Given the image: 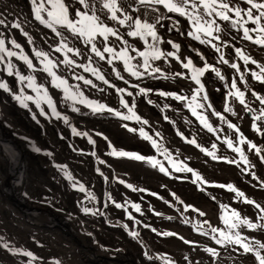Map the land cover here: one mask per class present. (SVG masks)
<instances>
[{
	"label": "bare ground",
	"instance_id": "bare-ground-1",
	"mask_svg": "<svg viewBox=\"0 0 264 264\" xmlns=\"http://www.w3.org/2000/svg\"><path fill=\"white\" fill-rule=\"evenodd\" d=\"M27 1H30V3ZM53 1H61L65 5H68L69 11L76 12V10L79 9H81V11L84 10L81 4L76 3V1L79 0ZM89 2L96 7L97 13L101 12L99 0H89ZM196 2L201 3V0H196ZM203 2L210 4L212 0H203ZM119 3L128 15L134 18H141V20H146L148 23L155 25L156 34L160 37V41L162 42L155 40L151 41L153 39L152 36L143 30H141L144 33L143 38L140 36H127L126 33L130 30L127 25L121 26L114 21L106 20V23L110 26L119 29L123 39L126 40L127 45L130 46L127 48V56L132 57V59L127 60L128 68H125L126 56L120 55V50L126 48V46L116 40L115 37L109 36L108 38V41L113 40L110 45L115 49L114 53H111V55L104 53L105 59L101 60L85 46L83 40L72 36V34L63 27H58V31L63 32L69 37L71 41L69 46L78 48L82 53V55L79 56L72 53L73 56L71 55V57H68V59H72L75 62V65H81L80 67L75 65L71 67L66 66L63 63V58L67 56L64 55L61 57L53 53V59L59 62L58 67L55 66L57 67V75L59 74L58 76L67 82L66 85L62 86L63 90L67 87V93L78 97L85 106V108L80 106L81 112L77 113L78 117L71 110L70 106L72 105H69L68 102L67 105L69 106L67 107L66 103L63 101L62 97L65 95V90L63 92L60 88H56L52 82L53 80L51 81L50 79L52 77L49 76L50 78L47 77L45 83H42H44V88H46L48 94H50L51 103L53 101L56 107H59V109L57 107L59 111L57 114H53L54 111L52 112L50 106L49 109H46L44 115L41 107H38L41 106L39 100L34 98L32 102L38 101V105H35V109L38 111L30 107V110L28 109V115L38 119V121L35 120L38 122L37 125L40 126L38 127V137L36 138L33 132L36 133L37 129L35 126L32 127L34 123L32 122V124L29 121V117H27L26 114L24 115V111L22 112L18 110L19 108H16L17 105L14 104L13 101L9 102L8 99L4 98V95L8 91L0 89V109L3 108L6 113L4 118L0 116V229L4 227L7 220L17 221L20 225L25 226L29 230L34 232L38 231V235L41 237L50 233V235L45 236V238L51 243V246H48L46 241H39L41 246L38 247L37 250H33L31 246H28L29 244L26 245L21 242L14 244L5 234H0V238H3L11 248H15L19 252V254H16L13 258L2 259L3 263L14 262L17 258L24 261L32 260L23 255V252L26 250L33 254L35 257V264H38V258L45 257L42 252H48L47 248H49L52 254L65 260L66 258L62 253L64 249L72 252L74 255L79 253V259L76 261L77 264H83L84 261L96 256L120 264H141V262H139L140 256L137 255V253L129 254L124 252L120 254L121 258L112 255L111 257L114 258L113 260L107 255H101L104 251H101L100 254L92 241L91 233L94 235L95 233L90 226L93 225L88 223L87 220L85 224L78 222L73 213V207L79 208L77 198L78 195L80 196V194H78L80 190H82L83 197H80L79 201L81 203V209L84 210V212H82L84 218L86 214L93 217L94 210L92 207L101 209L105 203H114L121 206L126 201L131 208L132 204L135 205L133 201L128 199L130 197L123 200L120 199V197L115 195L117 192L113 195L108 194L104 198V194L101 192L106 190V187L101 183L107 185L110 184L111 181L106 179L101 182L100 180L104 175L96 179L95 174L98 170L102 171L105 177H107L106 175H113L115 185L120 183L121 188L124 190L128 189L130 193L135 191L143 192L144 190L150 189L147 179L152 182L156 181L155 179L158 176L155 175L157 173L153 169H151V171L143 170L135 164L137 162H129L134 159L114 155V152L122 151L138 154L145 157V159L151 160L160 168L162 166L165 169V171L162 172H164L163 174L166 178H170V176L171 178H178L187 186V188L184 187L181 191L179 190V192L185 196L188 194L187 192L191 194V187H198V190L202 194L205 193L210 197H216L217 200L221 201L228 209L236 210L240 205H245V207L249 209H258L253 204L245 203L243 197H238L234 192L229 191L227 187H218L220 184H215L211 181V177L206 176L203 172L206 171L208 174H211L213 170H218L227 174L229 173L235 180L246 182L247 185L252 184L257 187H264V113L261 112V109H264V105H262L256 97L247 95V91L253 88L256 90L260 89L257 95L264 96V83H261L251 76V72L255 70L252 69L250 63L245 64L236 54V49L239 48L244 51L246 55H250L253 59H257L258 62L264 63V46L243 39V29L240 28L239 24L233 27L231 23L217 18V26L220 27L221 31L214 32L213 35L218 38L213 39L212 37L204 36L202 31L196 32V29L192 27L189 19L178 13L169 12L163 5L150 3L149 0H144V3L140 1L119 0ZM235 3L241 8L247 9L250 7L245 0H235ZM155 6L163 8L161 16L153 14L151 7ZM31 12H33V14L35 13L32 0H0V19L6 21L5 24H0V39L4 41L3 47L5 51H11L16 54L11 57V66L15 68L14 70L17 69L20 75L24 77L33 75L35 78V74H38V76H36L40 78L42 77L41 75L44 74L41 72L42 68L40 70L39 65L36 66L38 69L34 67L38 72L34 69H29L21 57L27 56L28 59L32 61L33 65L36 63L38 64L43 61V58H37L35 52L41 51L43 53L48 52V55L52 54L50 51L55 49L56 45H60L61 37L50 28L41 24L38 20L32 19L30 17V15L32 16ZM100 14L102 13H99V15ZM253 14H256V10H253ZM105 15H107V13ZM229 15L232 16V13H229ZM104 17L105 16H103V18ZM158 19L159 22H157ZM233 19L236 18L233 16ZM13 22L18 23L20 27L12 30L11 25ZM240 23H243V21ZM261 23H264V21H261ZM244 26L248 28L258 27L257 24H252L251 22ZM190 31L196 32L197 35H200L208 42L201 43L200 40L194 39L192 36L188 35ZM14 35L17 36L22 43L19 51H17V49L15 50L13 46V41H16ZM252 35L255 36L257 33H253ZM259 35L264 36V33H259ZM29 37L31 38V43H29ZM189 39L193 40L194 43L191 45L192 47L186 48L185 42H188ZM167 41L179 44V51L175 49L171 52L175 53V56L180 59L176 58V67L174 69L164 70L162 69L165 68L163 63L151 59L153 58L152 48L154 47L160 50L163 43L169 44ZM95 43H98V45L100 44L99 48L103 46L102 49L106 45L101 39ZM213 45H216L219 51H217ZM131 48H135L137 51L134 52ZM181 50H183L184 54H181ZM141 52L145 53V55L141 56L139 54ZM197 53H199V55ZM201 56L203 59H201ZM89 57L91 61H89ZM221 57L227 60L228 64H225L221 60ZM4 58L5 57L1 59L4 60ZM5 59L7 60V57ZM145 59L148 60L147 70H145L143 66ZM189 59H191L193 63L185 67L184 64H186ZM108 60H112V63L109 64L107 62ZM44 63L42 65H44ZM205 63L210 67L204 71L203 75L194 72L195 68H204ZM1 64L0 80L10 89L15 85L14 79L16 80V76L14 79H11L6 74V69L4 70ZM231 64H236L239 70L230 67ZM46 65L48 66V64H45L44 67H46ZM82 66H87L90 69H98L108 83H104L98 79L91 71H85V67L83 68ZM53 68L54 67H52V69ZM79 68L83 69L80 70ZM212 68L218 70L224 78L221 79L217 76ZM157 69H159V71H157ZM242 70L245 71L247 88L240 84L242 83ZM133 71H138L139 75H132ZM117 73H119L123 79L117 78ZM178 73L180 75H177ZM45 75L48 76L49 74L46 73ZM193 75L199 79L200 84H197L196 81L192 79ZM77 77H83V79H78ZM42 78H40V80L44 79ZM84 80L91 81V84H85ZM233 80L236 82V87L245 93V102L248 107L240 104L239 99L236 97V89L231 86ZM30 82L33 81H29L28 84ZM168 82H178L181 86L171 87L175 92L153 87L154 83ZM24 83L27 84L26 82ZM19 84L22 85V82ZM258 84H261L262 87L260 88ZM35 85L36 83L34 86ZM201 85L203 86L202 90ZM34 86L33 89L35 91L36 88H34ZM120 89H123V91H119ZM162 92L166 95H160ZM129 93H131V95H129ZM48 94L45 93L46 96H48ZM155 94L165 100H169L172 95H178L182 97V99L179 100L180 104L178 105L171 104L167 106L165 101H159L158 105L156 101L150 100ZM19 95L17 94L16 96ZM37 96H39V94H37ZM205 96L207 99H203ZM40 97L43 96H39L38 98L40 99ZM71 97L72 96L69 98ZM13 98H15V96ZM46 100L48 99L46 98ZM46 100H43L46 102L45 106H49ZM183 103H185L191 111L195 110L198 113L195 115L196 121L198 122L197 124L201 122L203 117L208 121V124L211 125L212 128L211 132L215 135V141H210L208 138L201 135L200 129L195 128L196 130L194 131L190 128L192 125L176 108V106L179 108ZM125 104H127L128 107H125ZM96 105H103L105 110L93 111V107ZM208 105H210V107H208ZM73 106L76 105L73 104ZM78 108L76 107V109ZM129 108H131V112ZM225 108L230 109V111L226 112L232 113V118L223 113ZM106 109H112V111H107ZM249 109H251V111ZM73 110H75V108ZM70 113L72 114L70 115ZM133 113H135V115H133ZM144 113L145 115H142ZM110 115L119 117L118 120L120 123L117 122L119 127H113L110 123L105 121V118ZM137 116L140 118L139 120L136 119ZM221 116L223 119L220 118ZM257 116H259L260 119H255ZM124 117L129 118L124 119ZM89 121L92 122V124L87 125ZM229 123L233 124L234 127H228ZM44 124L46 126H43ZM253 125L256 127L254 128ZM8 126L12 129H9ZM13 128L19 131L16 132ZM118 128H121L123 131L125 130L124 133L128 134L123 135L126 136L128 140L126 143L119 144L118 140L115 141L114 138L107 135L105 132L107 129L116 131ZM73 129H75V131H73ZM129 129L132 130L130 131ZM257 129H259V131ZM88 131L103 134L105 137L104 145L95 142L92 138V134H89ZM116 132L122 136L119 131ZM241 134L246 141L245 143L240 142ZM116 137L117 136H115V138ZM192 139H195L196 144L188 142ZM61 141L64 142V144ZM230 142L233 147H229ZM217 143L224 145L229 153L220 150ZM250 144H254L256 148L261 149V153L258 155L255 148H250ZM68 146H73L72 148L76 150L82 149L88 152L87 154L89 157L84 158L80 165H73L68 162L69 158L64 157L62 154L61 158L59 154L54 151L57 148ZM29 147H37L39 149L38 153L50 155L51 161H48V159L43 156H36L38 153L33 154ZM52 148L55 149L51 150ZM234 148L241 149L244 156L247 157L249 161L248 165L244 163L240 153L234 151ZM201 149L204 150L201 151ZM44 151H47V153H44ZM100 152L105 154V156H100ZM148 154L151 155L150 158H148ZM115 161L128 164L132 171L129 169H127L129 172L116 170L113 166ZM210 167H213L212 170ZM188 168H191L193 172L198 174L204 183L196 181L193 172L187 171ZM41 169L45 171L44 174L39 172ZM253 175L256 179H253ZM167 185L166 183H162L164 188L168 190L172 189L170 185ZM234 188L236 187L234 186ZM117 189L120 190L118 186ZM174 194L178 196L176 192H174ZM91 199L94 200L91 201ZM83 200L84 203L82 204ZM7 203L13 208L12 211L17 215L8 211L14 215L6 217L3 208H5L4 204L6 205ZM136 206H138V203H136ZM124 207L125 206H123V208ZM22 209L26 210L22 211ZM86 209L87 211H85ZM134 209H136V207ZM134 209L133 212H131L127 208V210H125L127 216L140 224L145 225L148 223V221H143L142 215L138 218L134 213ZM142 212L145 213V211ZM261 215H264V213H261ZM31 220L36 222L45 221L47 225L34 223ZM113 220L121 224V226L124 224V221L118 216H114ZM262 222L264 224V220H262ZM235 223H238V221L236 220ZM239 227L243 231V234L240 235L247 238L246 233L250 229L244 225H240ZM62 229L64 234L62 233ZM229 229L232 228L229 227ZM233 229L235 230L234 233H236V228ZM224 233L230 235L228 231ZM19 234L20 233H18V235ZM54 234L62 236V240L55 237ZM218 234H220V232ZM19 238L21 237L19 236ZM153 239V237L147 234L143 242L150 244ZM232 239H236L235 234ZM249 240L260 242L256 238ZM256 245L253 244V247L256 248ZM231 246L233 251L241 248L238 244L234 243H231ZM0 247L2 248L0 249L1 255L7 248ZM108 248L109 250L105 252L107 254L112 250L110 246ZM66 253L65 255L68 258L70 254L68 252ZM147 254L155 257V255L151 253ZM249 254L254 253L249 252ZM122 258L127 259L124 260ZM141 258L143 261L149 262V257L142 255ZM165 263L166 259L161 262V264Z\"/></svg>",
	"mask_w": 264,
	"mask_h": 264
},
{
	"label": "rangeland",
	"instance_id": "rangeland-1",
	"mask_svg": "<svg viewBox=\"0 0 264 264\" xmlns=\"http://www.w3.org/2000/svg\"><path fill=\"white\" fill-rule=\"evenodd\" d=\"M131 1H134V2H138V1H140V0H131ZM28 3H30V1H27ZM38 3H39V1H37ZM55 2H58V1H55ZM59 2H61V1H59ZM76 3L77 4H80L79 3V1H76ZM151 9H152V12H153V14H155V15H158V16H161V13H162V11H163V8L162 7H151ZM153 9H156L155 11H153ZM79 10H81V9H79ZM104 12V13H103ZM99 13H102V14H100V16L103 18V16H106L105 14L107 13V11H105V10H103V11H101V12H98L97 13V15H99ZM31 14H32V16L34 17H32L31 15H30V17L32 18V19H35V13L33 14V12H31ZM103 15V16H102ZM36 20V19H35ZM142 21H146V20H142ZM12 30L14 29L13 27L11 28ZM143 31H146L147 32V30L146 29H142ZM15 36V35H14ZM16 37V41H15V43L16 44H19V43H21V41L19 40V38L17 37V36H15ZM18 39V40H17ZM100 40V38H97L96 39V41H99ZM95 41V42H96ZM151 41H153V39L151 40ZM111 42H113V40L111 41H107V44H108V46L110 45V44H112ZM194 43V41L193 40H191V39H189V41L187 42H185V46H186V48L187 47H192L191 45ZM148 44V43H147ZM20 45V47L19 48H17V47H15V45H13L14 46V49L16 50L17 49V51H19L20 50V48H21V45H22V43L21 44H19ZM60 45H56V47H59ZM90 46V45H89ZM89 46H87V48H89V49H91V46L89 47ZM96 46L99 48L100 47V44L98 45V43H96ZM106 46V45H105ZM111 47H113L112 45H110ZM55 47V48H56ZM102 47L103 46H101V50H102ZM173 50H175V48H173L172 47V45L171 44H166V43H163L162 45H161V48H160V50H159V52H161V53H163L164 55H161L159 58H151L152 60H154V61H157V62H161V63H163L164 65H165V68H162V69H164V70H167V69H174L175 67H176V63H175V60H176V56L174 57V56H169V55H167V53H169V52H171V51H173ZM64 51V52H63ZM127 51H128V49H127ZM131 51V50H130ZM137 51V50H136ZM139 51V50H138ZM1 53V57H0V64H1V66H2V68H4V70L6 69V65L4 64V62H3V60L1 59V58H3V57H7V62L9 63V64H11L12 65V63H11V57H8L7 56V53H5V52H7V51H0ZM3 52V53H2ZM52 54H49L48 55V52L46 53L47 54V56H48V58L53 62V65L54 64H56L58 61L56 60V59H53V53L54 54H56V55H60L61 57H63L64 55L65 56H67V58L70 56L71 57V55H72V53H69V52H66L65 50H62L61 52H56L55 51V49H53V50H51L50 51ZM49 52V53H50ZM67 53V55H66V53ZM5 53V54H4ZM127 53L128 52H126V56H127ZM62 54V55H61ZM69 54V55H68ZM105 54H109V55H111V53H105ZM140 54V53H139ZM181 54H184V52H183V50H181ZM5 55V56H4ZM49 56H51V57H49ZM73 56V55H72ZM4 58V59H5ZM43 58V57H42ZM65 58L66 57H64L63 58V60H65ZM9 60V61H8ZM45 59L43 58V61H41V62H39L37 65L36 64H34V67H36V66H38L39 65V67H40V69L42 68V71L44 70V66H45V64H48V62H47V60H45ZM54 60V61H53ZM255 60H257V59H255ZM57 61V62H56ZM45 62V63H44ZM44 63V65H42ZM9 64H7L8 66H9ZM58 64H59V62L56 64V66L58 67ZM250 65H251V67H252V69H254L256 72H259V68H257L256 67V65L255 64H252V63H250ZM47 66V65H46ZM47 67H49V68H51L52 69V67L53 66H51V65H48ZM57 67H54L53 69H52V71H54L55 73H56V75H57V72H56V68ZM83 68H84V66H82ZM83 68H79L80 70H82ZM182 68V67H181ZM15 68L14 67H12V71H13V74L10 76L7 72H6V74L11 78V79H14L15 78V76H16V80L14 79V82H15V85L14 86H12V88H10V93H9V91L4 95L5 97V99H8L9 100V102H14V104H16L17 105V109L18 110H20V111H24L23 113H24V115L26 114V116L27 117H29V121L32 123H34V125L32 126V127H36V129H37V131H36V133L35 132H33L34 134H35V137L37 138L38 137V127H40V126H38L37 124H38V122H36V121H38V119L35 117L34 118V116H30V115H28V113H29V110H30V107L32 108L33 107V110H35V111H38V110H36L35 108H36V106L38 105V101L37 102H32V100H27L26 99V97L25 96H23V95H21L22 93L21 92H25L26 91V93L28 92V93H30V94H32L33 96H34V98H36V99H38L39 100V102H40V105L41 106H38V107H41V110H42V113L45 115V112H46V109H49V107L50 106H45V104H46V102H44L43 100H46V98L48 99V100H46V101H48V104H49V100L51 101V99H50V97H49V95L50 94H48V90H46V88H44V87H41V86H44V83H45V80L47 79V75H45L46 73H48V72H46L45 71V73L44 74H42L41 76L43 77L44 75V79L42 78V77H40V78H42L43 80H40V78H37V76H38V74H35V78H36V81H35V78H34V76L33 75H31L32 76V78H33V80L32 81H35V83H36V85L34 86V84L35 83H33V82H30L29 84H28V82H29V80H27V78L26 77H29V75L28 76H26L25 77V80L22 82V85L21 84H19V83H21L20 82V80H18L19 78H18V76L17 75H15L16 74V71H18L17 69L16 70H14ZM34 70H36V69H38V67H36V69L35 68H33ZM19 72V71H18ZM44 72V71H43ZM242 72H243V74H242V76L244 77V80H242V83H240L242 86H245V82L247 83V79H246V77H245V71L244 70H242ZM19 75H20V72H19ZM37 75V76H36ZM59 75V74H58ZM57 75V76H58ZM48 76H50V75H48ZM50 77H52V76H50ZM49 77V78H50ZM59 77V76H58ZM53 78V77H52ZM52 78H50L51 79V81L53 80ZM61 78V77H60ZM39 80V82H40V85H39V82H38V80ZM62 79V78H61ZM1 81V80H0ZM24 82H26L27 84H25ZM38 82V83H37ZM42 82H44V83H42ZM53 82V81H52ZM57 82V81H56ZM55 82V85L56 84H59V82H57L56 83ZM25 84V88H24V84ZM30 84H32V88L29 86ZM38 85V86H37ZM18 86V87H17ZM33 86H34V88H36L35 89V91H36V93H35V91H34V89H33ZM63 85H61V86H59L62 90H63V87H62ZM180 87L181 86V84L180 83H178V82H168V83H154L153 84V87L154 88H160V89H162V90H168V91H172V92H175L174 90H173V88H171V87ZM258 86L261 88L262 87V85L261 84H258ZM19 87H21V88H19ZM29 87V88H28ZM42 91V94H41V91L38 89V88ZM15 88V89H14ZM15 91H14V90ZM21 89V90H20ZM28 89V90H27ZM17 90V91H16ZM23 90V91H22ZM25 90V91H24ZM30 90V91H29ZM32 90H33V92H32ZM46 90V91H45ZM14 91V92H13ZM253 91H255L256 93H258V92H260V89H249L248 91H247V95L248 96H252V97H255V96H253L252 95V92ZM40 92V93H39ZM63 92H64V90H63ZM13 95H12V94ZM15 93V94H14ZM21 93V94H20ZM35 93V94H34ZM45 93H47L48 94V96H46L45 95ZM9 94V95H8ZM19 95V97H20V99H17L16 97V95ZM37 94H39V96H43V97H40V99L38 98L39 96H37ZM62 94V93H61ZM60 94V95H61ZM68 94V93H67ZM66 94V92H65V95H64V93H63V95H64V97H62L63 98V101L66 103V105H67V103L69 104V105H72L73 106V104L74 105H76V106H70L71 107V110L74 112V114L78 117V114L77 113H80L81 112V107H84L85 108V106H84V104L82 103V101L78 98V97H76V96H73V94L72 95H70V94H68L67 95ZM72 96L71 98H69L70 96ZM15 96V98H13ZM45 96H46V98H45ZM176 96H178V95H176ZM2 97V96H1ZM68 97V98H67ZM12 100H11V99ZM22 98V99H21ZM24 98V99H23ZM45 98V99H44ZM74 98V99H73ZM79 100H78V99ZM17 99V100H16ZM43 99V100H42ZM78 100V101H76V100ZM22 100V101H21ZM65 100H67V101H65ZM72 100V101H71ZM75 100V101H74ZM150 100L152 101V100H154V101H156V103L159 105V101H165L166 102V105L167 106H169V105H171V104H176V105H178V104H180V101L179 100H181V99H176V98H174V95H172L171 96V98L169 99V100H165V99H162V98H160V97H158V95L157 94H155L154 96H152L151 98H150ZM19 101H21V102H19ZM25 101V102H24ZM30 101V102H29ZM43 101V102H42ZM71 101V102H70ZM140 101H141V98H140ZM29 102V103H28ZM74 102V103H73ZM78 104H77V103ZM35 103V104H34ZM73 103V104H72ZM81 105H80V104ZM23 104V105H22ZM31 104H33V105H31ZM37 104V105H36ZM44 104V105H43ZM52 105L54 104L55 105V103H53V101H52V103H51ZM26 105H28V106H26ZM36 105V106H35ZM51 106L50 108H51V110H52V112H53V107L55 108V111L53 112V114H57V107H56V105L55 106ZM69 105H67V107L69 106ZM83 105V106H82ZM10 106V105H9ZM43 106V107H42ZM45 106V107H44ZM81 106V107H80ZM27 107V108H26ZM48 107V108H47ZM76 107L78 108V109H76ZM75 108V110H73ZM159 108V107H158ZM176 108L180 111V113L185 117V119L192 125L190 128H192V130H196V129H200L201 130V135H203L205 138H208L210 141H215V139H214V137H215V135L209 130V128H207V127H205L204 126V124L203 123H199V124H197L198 122L196 121V118H195V115H193V111H191L190 109H189V107L185 104V103H183V104H181L180 105V107L178 108V106H176ZM26 109V110H25ZM29 109V110H28ZM0 110H2V111H0V116L1 117H5V112H4V110H3V108H1ZM32 110V109H31ZM167 110H168V108H167ZM166 110V111H167ZM78 111V112H77ZM3 112V113H2ZM76 112V113H75ZM196 112V111H195ZM2 113V114H1ZM197 113V112H196ZM226 116H228V117H230V118H232V113H229V112H226V111H224L223 112ZM4 114V115H3ZM72 113H70V115H71ZM198 114V113H197ZM3 115V116H2ZM142 115H145V113L144 114H142ZM156 116H159V115H156ZM119 119V117L118 116H116V115H110V116H107L106 118H105V121L106 122H108V123H110L113 127H119L118 126V123L117 122H119L120 123V121L118 120ZM203 119H205L204 117H203ZM36 120V121H35ZM206 120V119H205ZM207 121V120H206ZM32 123V124H33ZM207 123H208V121H207ZM36 124V125H35ZM90 124H92V122H88L87 123V125H90ZM122 124V123H121ZM43 126H46L45 124L43 125ZM9 127V126H8ZM196 128V129H195ZM9 129H12V128H10L9 127ZM14 129V128H13ZM15 130V129H14ZM16 132L17 131H19V130H15ZM92 131V130H91ZM91 131H88V133L89 134H92V138H93V140L95 141V142H97V143H99V144H101V145H104V139H105V137H104V131L102 130V132H103V134H101V133H93V132H91ZM116 131H119V133H121L122 134V136L121 135H119ZM116 131L114 130V131H111V130H106L105 132H106V134L107 135H109V136H111L112 138H114L115 139V141L116 140H118V142H119V144L120 143H126L128 140H127V138H126V136H123L124 134L125 135H128V134H126V133H124L125 132V130L123 131L121 128H118V129H116ZM115 134V135H114ZM101 135H103V136H101ZM115 136H117L116 138H115ZM62 142V141H61ZM63 144H64V142H62ZM217 146H218V148L219 149H221V150H223L224 152L226 151V152H228L229 153V151L227 150V148L224 146V145H222L221 143H217ZM73 146H68V147H61V148H57L56 150H54L55 152H57L58 154H59V156L61 157V154L64 156V157H66V158H69L68 159V162H70V163H72L73 165H80L81 163H82V160L84 159V158H86V157H89L88 156V152H85L84 150H82V149H80V150H76V149H74V148H72ZM53 149H55V148H52L51 150H53ZM31 151V150H30ZM32 152V151H31ZM39 152V150H37L36 149V152L34 153V154H36V153H38ZM102 154V155H101ZM264 154V153H263ZM37 155H40V156H43V157H45V158H47L48 159V161H51L50 160V155L48 156V155H46V154H41V153H38V154H36V156ZM83 156V157H82ZM100 156H105V154H103L102 152H100ZM151 157V155L150 154H148V158H150ZM62 158V157H61ZM121 161H124V160H121ZM129 162H132V163H134V162H137V163H135V164H137L140 168H142L143 170H149V171H151V169H153L157 174H155L156 176H158L155 180L156 181H151V180H149V179H147L148 180V182H149V187H150V189H147V190H144L143 192H137V191H135V192H132V193H130V191L128 190V189H126L125 187V189L126 190H124L123 188H121V184L119 183V184H117V185H115V181H114V179H113V175H106L107 177H105V174L104 173H102V171H96V179H97V177H102L101 175H104V177H102V178H105V179H102L101 178V182H103L104 180H110L111 182H110V184H107V185H105V184H103V183H101L102 185H104V187H106V190H103L101 193L102 194H104V198L109 194V195H113V194H115L116 192V194L115 195H117L118 197H120V199H127L128 197H130V198H128V199H130L131 201H133L134 203H135V205H133L132 204V208L134 209L135 207L134 206H136V203H138V207H139V211H135V209H134V213H135V215H138V218H140L141 217V215H142V219H143V221L145 222V221H148V223H146L145 225H144V227H145V232L144 233H140V235H143V234H145V235H149V236H151V237H158L157 236V234H156V232H161L165 237H163L162 238V236L161 237H158L160 240H158V239H156V238H154L155 240V243L156 244H158V245H162V247L164 248V249H166V252L168 253V254H171V255H174V257H178V256H182V257H184L185 255H186V250L188 251V250H191V249H193L194 250V246H191L190 244H187V243H185L184 242V240H187V241H189V240H191V241H194V240H197V241H199V242H210L209 240H206V239H202V237H201V234L200 233H198V232H195L194 230H197V229H200V228H202L201 227V221H205V220H202V217H201V212L202 213H205V212H207V214L205 215V216H203L206 220H208V219H211V221H212V225H213V227H216L217 226V224H219L218 226L219 227H221L222 228V230H220V231H223L224 229L226 230V231H228L229 232V234L231 235V237H234V232H235V230L232 228V229H229L228 228V226H226V223L222 226V220L221 219H219V217H218V215H217V209H218V207L216 206V204L217 205H219V208H220V211L222 210V209H225L226 207L224 206V204L221 202V201H219V200H217V198L216 197H214V196H212L213 197V199L214 200H216V202L210 197V196H208V195H206L205 193V195H203L202 193H200L199 191H198V187H191V189L192 190H190V192H191V194H189V192H187L188 194H186V196L184 195V194H181L180 192H179V190L181 191V189H183L184 187H186L187 188V186H185V184H183L178 178H166L165 176H164V172H162L161 170H160V167L158 166V165H156L155 163H153L151 160H149V159H144L143 161H140V160H131V161H129ZM113 166H114V168L116 169V170H118V171H124V172H127L128 170L127 169H129L130 171H132V169L129 167V165L128 164H124V163H120V162H118V161H115L114 163H113ZM212 168L213 167H210V169L212 170ZM40 173H45V171L43 170V169H41L40 171H39ZM129 172V171H128ZM206 176H208V177H211V181H213L214 183H218V184H223V185H229V184H231L233 187L235 186L236 187V189L237 190H239V191H241V192H243L245 195H246V197L247 196H251V197H254V198H252L251 200H254V201H258V202H260L259 204L260 205H262V206H264V190H258V191H254L255 189H254V187H252V186H248L247 185V183L245 182H240V181H238V180H235L234 178H233V176L232 175H229V173L227 174V173H224V172H221V171H218V170H213V172L211 173V174H208L206 171H204L203 172ZM146 179V178H145ZM162 183H166V184H168V185H170L171 186V188L172 189H170V190H168L167 188H164L163 186H162ZM167 185V186H168ZM117 186L120 188V190H118L117 189ZM80 189V188H79ZM159 189H163V190H159ZM264 189V188H263ZM178 194V196H176L175 194H174V191ZM91 191H92V189H91ZM121 192V193H120ZM163 192V194H162V197L160 198L158 195H160V193H162ZM122 193H124V194H122ZM226 195H228V194H226ZM80 197H83L82 195H78V206H79V208H76V207H73V210L76 212V213H79V212H84V210H82L81 209V207H80V205H81V203H80V201H79V198ZM247 198H249V197H247ZM76 199V200H77ZM166 202H169L171 205H169L168 203H166ZM175 202H177V203H175ZM188 204H190V205H193V207H187L186 208V206H188ZM150 205L152 206L151 208H150ZM173 205V206H172ZM105 206H106V211L107 212H111V213H113L114 214V216H118L119 218H121V220L122 221H124L123 223H127L128 224V226L132 229V231L134 230V223H135V221L134 220H132V219H130L127 215H126V211L125 210H127V208L131 211V212H133V209L131 208V206L130 205H128L127 204V202L125 201L120 207H116V204H114V203H105ZM123 206H125L124 208H123ZM4 207L5 208H3V210H5V213H6V215H14V214H16L15 212H13L12 211V207L7 203L6 205L4 204ZM70 208H72V207H70ZM240 208V209H239ZM237 209H239V210H244V211H246L248 214H249V216H248V219H249V221L250 222H252V223H254V224H256L255 222H254V216H253V214H251V213H249V212H251L252 210H250V209H246L245 208V206H242V205H240V206H238V208H236V210ZM21 210V209H20ZM26 209H22V211H25ZM184 210H192V211H190V214L191 215H193V216H191L190 214L188 215L187 213H184ZM8 211H11V212H13V213H9ZM142 211H145V213L144 212H142ZM195 212L197 213V215H195ZM252 213H255V212H252ZM149 214V215H148ZM184 215V217L186 216V215H188L189 216V218L191 219V220H186L187 222L186 223H183V215ZM17 215V214H16ZM230 215H231V212H230ZM242 215H245V212H243L242 213ZM19 216V215H18ZM76 218V217H75ZM92 218L93 217H90L89 215H85V220H87V222L88 223H94V225L93 226H96L95 227V229H97V232H98V234L101 236L102 235V231L100 230V228L99 227H101L102 229H104V230H108V227L109 226H112V223H110V222H108V218H105L106 219V221L105 220H102V219H100V218H98L97 220H96V222H92ZM28 219H30V218H28ZM27 220V219H26ZM76 220L78 221V222H80V223H84V221H80V220H78L77 218H76ZM236 220H237V218H236ZM236 220L234 221V223L236 222ZM259 220H260V218H259ZM31 221H33V220H31ZM114 221V220H113ZM34 223H39V224H45V225H47V222H36V221H33ZM12 223H14L13 225H11V226H9L8 228H6V230L4 229V230H1L0 229V234H6L7 235V237L14 243V244H17V242H21V243H25L26 245L27 244H29L28 246H31L32 248H33V250H37L38 249V247H36V245H34V244H32V243H38V240L39 241H42V239L40 238V237H38L37 236V240H33L31 243H30V239H29V237H30V234H28V232H27V230H28V228H26L25 226H22V225H20L17 221L16 222H12ZM105 223L106 224H108V226H104L105 225ZM18 226H21V227H23V228H25L26 230H24V231H26V232H20L21 234H19L18 235V233L16 232V231H13L14 230V228L15 227H18ZM167 226H168V228H167ZM226 226V227H225ZM115 227V226H114ZM139 227H140V225H139ZM92 228V227H91ZM118 231L120 230V228H121V224H119V223H117V225H116V227H115ZM205 228V227H204ZM240 230V229H239ZM226 231H224V232H226ZM260 230H258V227L257 228H255V230L254 229H252L251 231H250V233H249V237H250V239H254V238H256V237H254L253 235L254 234H256L257 235V238L256 239H258V240H260V242H262V243H264V233L263 232H259ZM14 232H15V234H14ZM125 231H123V232H116V233H114V241L113 242H122L123 243V246H124V249H125V251L127 252V253H129V254H134V253H137V255H139L140 256V259H139V262H141V264H150L149 262H147V261H143L142 260V255H143V251L142 250H138L137 251V249L136 248H134V245L132 244V243H130V242H128V240L127 239H124L123 237H122V233H124ZM57 233V232H56ZM62 233L64 234V231H63V229H62ZM166 233H172L173 235H166ZM9 234V235H8ZM50 235V233H47V235H44L42 238L44 239V240H46L47 241V245H51V243L49 242V240L47 239V238H45V236H49ZM181 235V236H180ZM19 236L21 237V238H19ZM54 236L55 237H57L58 239H61L62 240V236H57V234H54ZM122 238L123 239V241H121V240H119V239H117V238ZM105 241H111V239H104ZM109 241V242H110ZM181 241V242H180ZM215 242V241H214ZM209 244V243H208ZM94 245H96V243L94 244ZM208 247L209 248H214V247H211L210 245H208ZM217 247H219V245H217ZM47 248V247H46ZM9 249V248H8ZM48 249V252H42V254H43V256H45V257H42V258H38V264H77V262L76 261H78V259H79V255H74V256H72V258H67V256L65 255V254H67L66 252H68L69 254H71L70 253V251H67L66 249H64L63 251H62V253H63V255H64V257L66 258V260L65 259H63V258H61V257H59V256H56L55 254H52V252H50V249L49 248H47ZM224 249H226V246L224 247ZM239 249V248H238ZM130 250H132V251H130ZM237 250V249H236ZM235 250V251H236ZM262 250H264V249H262ZM231 251H232V253H235V251H233L232 250V246H231ZM203 252H205L204 251V249H200V246H198V249H196V253H194V257L193 258H196L197 259V261L194 263V264H258L257 263V261H256V259H255V257H253L254 256V254H249V255H246V254H244V256H236V258H231V256H229V253H227V251H225L224 250V252L223 253H226V254H222V255H218V256H212L210 253H208L209 255V259H206V260H201L200 258V256H201V254L203 253ZM264 252V251H263ZM196 254V255H195ZM243 255V254H242ZM174 261H176L175 259H174ZM34 261H32V262H30V261H28V262H26L27 264H31V263H33ZM80 262V261H79ZM18 263H20V264H23V263H21V262H18ZM88 263H90V264H103L102 262H100V261H91V260H89L88 261ZM4 264H16V262H5Z\"/></svg>",
	"mask_w": 264,
	"mask_h": 264
},
{
	"label": "snow or ice",
	"instance_id": "snow-or-ice-1",
	"mask_svg": "<svg viewBox=\"0 0 264 264\" xmlns=\"http://www.w3.org/2000/svg\"><path fill=\"white\" fill-rule=\"evenodd\" d=\"M34 12H35V19L38 20L41 24L45 25L46 27L50 28L53 32H55L58 36L61 37L60 40V46L55 48L56 52H61L62 50H65L66 52L73 53L74 55H82L80 50L78 48L70 47L69 44L71 41L69 40V37L66 36L63 32L58 31V27H63L68 32L72 34V36L77 37L80 40H83L85 42V46H91V52H93L97 57H99L101 60L105 59L104 53H114L115 49L113 47L107 46V41L109 36L115 37L116 40L120 41L122 44L126 46V48L120 50V55L126 56L127 48L130 47L127 45V41L123 39V36L119 32V29L110 26L108 23H106V20L114 21L115 23H118L121 26L127 25V27L130 29L126 35L130 37H137L140 36L143 38L144 33L141 31L142 29H146L148 34L152 36L153 40L160 41V37L157 36L155 31V25L148 23L147 21H142L141 18H134L130 15H128L123 8L121 7L119 0H99L100 2V10H107V15L102 18L100 15H97V9L94 5L90 4L89 0H79V3L83 6V11L76 10L75 12V18H72L69 16L68 13V5H65L62 2H56L54 3L53 0H39V3H37V0H32ZM141 3H144V0H140ZM150 3L160 4L163 5L169 12H175L180 15L185 16L192 24V27L196 29V32H203L204 36L212 37L213 39H216L218 37H215L213 34L214 32H220L221 29L219 26H217V18L223 21H227L232 24L233 27H236L237 24L240 25V28L243 29V39L250 40L253 43H256L260 46H264V36L259 35V33H264V23H261V21H264V0H245L246 3L250 5L249 8H241L237 6L235 3V0H212V2L204 3L203 0H201V3H197L196 0H149ZM58 9L59 11H56ZM135 10V9H134ZM156 9H153L155 11ZM253 10H256V14H253ZM44 13V14H42ZM229 13H232V16L229 15ZM233 16L236 19H233ZM243 21V23H240ZM159 22V19L157 20ZM251 22L252 24H257L258 27L256 28H248L245 27L247 23ZM6 21L0 19V24H5ZM13 28H18L20 25L16 22H13L11 25ZM239 30V29H237ZM196 32L190 31L188 35L192 36L194 39L200 40L201 43H207L205 39H203L200 35H197ZM253 33H257V35H252ZM100 38L102 41L105 42L106 46L101 50L96 46V39ZM31 38L29 37V43H31ZM162 42V41H160ZM167 43L171 44L173 48H175L177 51H179V44H175L172 41H167ZM13 44L15 47L19 48L20 45L16 44L15 41H13ZM4 41L0 39V51H5L4 49ZM214 48H216V45H213ZM132 51H136L135 48H131ZM217 51H219V48H216ZM152 54L153 58H159L161 55H164L163 53L159 52V50L152 48ZM199 55V53H197ZM236 54L239 56L245 64L252 63L255 64L257 68H259V72L252 71L251 76L259 80L261 83H264V63L258 62L257 60L253 59L250 55H246L244 51L237 48ZM16 55L15 53L11 51H7V56L12 57ZM141 56H144L145 53L141 52ZM169 56H174L175 53L169 52L167 53ZM35 56L37 58L43 57L45 60L48 61V65H52L55 67L56 65H53V62L48 58L47 54L36 51ZM24 62L27 64V67L29 69H33L34 65L31 60L28 59L27 56L21 57ZM177 59H180L179 57H175ZM89 61H91V58H88ZM132 57L126 56L125 60V68H128L127 60H131ZM201 59L203 57L201 56ZM221 60L228 64L227 60H224L223 57H221ZM109 64L112 63V60L107 61ZM63 63L66 66H73L75 65V62L72 59H68L67 57L63 61ZM192 60H187V63L184 64L185 67H188L192 65ZM148 60L145 59L144 61V67L145 70H147ZM77 67H80L81 65H75ZM85 67V71H91L93 75H96L98 79L103 81L104 83H108L107 80H105L104 76L100 74L99 70L96 68H89L87 66ZM210 66L205 63L204 68H195L194 72L199 73V75H203L204 71H206ZM230 67L237 68L238 66L236 64H231ZM115 70V69H114ZM213 71L216 72V75L219 76L221 79L224 77L221 76V73L216 70L215 68H212ZM44 71L48 72L50 76L53 77V83L55 84L56 81H59V84H56L55 86L59 87L60 85H66L67 82L64 79H61L56 75L54 71L51 70L49 67H45ZM159 71V69H157ZM9 75L13 74L12 66L9 64ZM17 76L20 79V81H24L25 77L23 75H19V72L17 71ZM132 75H139L138 71H133ZM177 75H180L179 73ZM78 79H83V77H77ZM117 78L123 79L122 76H120L119 73H117ZM29 81H32L33 78L31 76L27 77ZM192 79L196 81L197 84H200L199 79L196 78L195 75H193ZM241 80H244V77L241 76ZM34 83V81H33ZM85 84H91V81L84 80ZM30 87L32 84L29 85ZM111 86V85H110ZM232 88L236 89V97L239 99L240 104L244 105L245 107H248V105L245 102V93L241 91L239 88L236 87V82L233 80L232 82ZM201 85V90H202ZM245 87L247 88L248 85L245 82ZM0 89H4L6 91H10L8 89V86L0 81ZM65 92L67 93L68 89L65 87ZM119 91H123V89H120ZM131 95V93H129ZM160 95H166L165 93H160ZM252 95L256 97L257 100L260 101L262 105H264V96L257 95L255 91L252 92ZM17 99H20L19 96L16 97ZM176 99H182L180 96H174ZM27 99H31V97H27ZM203 99H207V97H203ZM49 106H52L51 101L49 100ZM125 107H128L127 104H125ZM202 107V105H201ZM210 107V105H208ZM99 110H105V107L103 105H96L93 107V111H99ZM107 111H112V109H106ZM251 111V109H249ZM53 111H55V108L53 107ZM129 111L131 112V108H129ZM225 111H230V109L225 108ZM261 112L264 113V109H261ZM119 114V113H117ZM135 115V113H133ZM193 115H197L195 110L193 111ZM219 115V114H216ZM129 117H124V119H128ZM223 119V117H220ZM137 120L140 118L137 116ZM255 119H260L259 116L255 117ZM201 122L204 124L205 127L209 128L211 131V125L207 123L205 119H201ZM228 127L232 128L234 127L233 124L229 123ZM255 128L256 126L253 125ZM130 131L132 129H129ZM259 131V129H257ZM75 131V129H73ZM189 143L196 144L195 139L189 140ZM240 142L245 143L243 135L240 136ZM229 147H233L231 142L229 143ZM250 148H255L257 154L259 155L261 153V149L256 148V145L250 144ZM39 150V149H37ZM204 149H201L203 151ZM234 151H237L240 153L241 157L243 158V161L246 165L249 164V161L247 157L244 156L243 152L239 148H234ZM114 155L120 156V157H128L130 159L135 160H144L145 157L128 153V152H114ZM234 162V161H233ZM161 171H165V169L161 166ZM187 171L193 172L191 168H188ZM193 175L196 177V181H199L201 183H204L202 178L193 172ZM253 179H256V177L253 175ZM218 187H227L229 191L234 192L238 197H243L245 203L253 204L256 208L260 210L261 213H264V206L260 205L259 203L255 202L254 200L248 199L245 194L236 188H234L231 184L229 185H218ZM116 207H120L119 204L116 205ZM136 207L137 211H139L138 206ZM87 211V209L85 210ZM201 215H204V213H200ZM232 216L237 218L238 223H233L230 225V228H237L240 225H246L249 229H255L258 226L252 222H250L246 218H241L239 214L235 211L231 213ZM261 220H264V215H261ZM259 227H264V225H261ZM213 232L220 231L218 229H212ZM166 235H173L172 233H166ZM220 235L224 237L223 241H218V243L223 244L225 241L227 243H234L238 244L242 249L244 253L253 252L255 255V258L259 262V264H264V255L261 254L260 249H264V243L262 242H256L254 240H249L246 237H242L239 232L235 233L236 239L233 240L231 235H226L223 231H220ZM187 242V241H186ZM253 244H257V247L254 248ZM0 246L9 248V250L13 254H19L18 250L15 248H11L7 244V242L0 238ZM207 251L212 256H218L219 253L215 249H207ZM23 255L29 257L30 259H35L33 254L30 251H24Z\"/></svg>",
	"mask_w": 264,
	"mask_h": 264
},
{
	"label": "flooded vegetation",
	"instance_id": "flooded-vegetation-1",
	"mask_svg": "<svg viewBox=\"0 0 264 264\" xmlns=\"http://www.w3.org/2000/svg\"><path fill=\"white\" fill-rule=\"evenodd\" d=\"M221 214H223V211L222 210L220 211V209L217 210V215L220 216Z\"/></svg>",
	"mask_w": 264,
	"mask_h": 264
}]
</instances>
